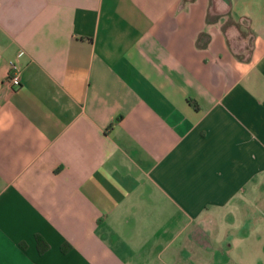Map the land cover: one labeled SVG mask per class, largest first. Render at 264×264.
Listing matches in <instances>:
<instances>
[{"label":"crops","instance_id":"obj_1","mask_svg":"<svg viewBox=\"0 0 264 264\" xmlns=\"http://www.w3.org/2000/svg\"><path fill=\"white\" fill-rule=\"evenodd\" d=\"M0 264H264V0H0Z\"/></svg>","mask_w":264,"mask_h":264},{"label":"built area","instance_id":"obj_2","mask_svg":"<svg viewBox=\"0 0 264 264\" xmlns=\"http://www.w3.org/2000/svg\"><path fill=\"white\" fill-rule=\"evenodd\" d=\"M6 81L12 88H16L19 85V70L13 62H9Z\"/></svg>","mask_w":264,"mask_h":264},{"label":"trees","instance_id":"obj_3","mask_svg":"<svg viewBox=\"0 0 264 264\" xmlns=\"http://www.w3.org/2000/svg\"><path fill=\"white\" fill-rule=\"evenodd\" d=\"M36 239H37L36 241H37V242H39V239H38V237H36Z\"/></svg>","mask_w":264,"mask_h":264}]
</instances>
